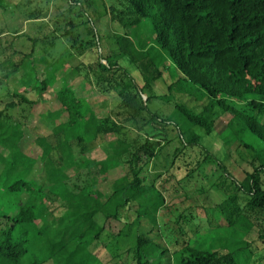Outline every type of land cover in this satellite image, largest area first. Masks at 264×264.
Wrapping results in <instances>:
<instances>
[{
  "label": "trees",
  "instance_id": "16d2710c",
  "mask_svg": "<svg viewBox=\"0 0 264 264\" xmlns=\"http://www.w3.org/2000/svg\"><path fill=\"white\" fill-rule=\"evenodd\" d=\"M55 1L63 8L49 34H16L28 49L8 41L0 26V264H92L101 258L97 244L107 262L123 256L131 264H161L168 248L150 234L165 205L156 180L171 168L184 170L179 178L169 173L182 193H221L212 207L175 210L174 264H264V0H121L109 8L123 28L113 35L114 51L104 48L83 0ZM22 14L44 16L38 8ZM59 37L69 47L56 60L45 58L38 76L36 43L53 45ZM71 49L88 59L85 76L74 83L65 75L52 95L56 105L34 112ZM82 66L79 60L72 69L80 73ZM88 71L97 93L118 97L111 114L99 116L76 91ZM163 74L169 93H147ZM156 98L171 112L152 109ZM223 115L228 120L216 131ZM34 116L50 132L34 136L33 156L23 142ZM97 147L104 157L91 155ZM133 205L135 216H123ZM111 223L115 231L106 227Z\"/></svg>",
  "mask_w": 264,
  "mask_h": 264
},
{
  "label": "rangeland",
  "instance_id": "374dc122",
  "mask_svg": "<svg viewBox=\"0 0 264 264\" xmlns=\"http://www.w3.org/2000/svg\"><path fill=\"white\" fill-rule=\"evenodd\" d=\"M85 2L86 8L88 11L91 12L93 17L95 19V26L97 30L99 31V34L101 35V43L103 44L104 48L110 49L112 51L115 50L116 45L113 40V35L115 32L123 31V28L119 25L117 21H114L111 19V15L109 12L110 5L115 6H121V0H91L93 4L87 5L86 0H83ZM57 2L55 0H0V26L6 25L7 29L9 30L10 34H5L4 36L7 38L8 41L13 40L16 43V46L18 48H24L28 49L30 47L29 42L26 41L25 36L16 37L19 35L20 30H23L25 34L33 37H40L43 33H50V29L53 28V17L55 14L60 11L62 7H57V4L54 3ZM103 3V6H102ZM94 5V7H93ZM38 8L42 9L44 12L43 17H39L35 20H25L23 18L22 11L27 9H33ZM96 8V11L94 13V10ZM22 10V11H21ZM103 10H105L104 14L97 17V13H101ZM75 14V13H74ZM86 15V14H84ZM121 27V28H120ZM75 31L78 30L74 28ZM125 30V29H124ZM75 34V32H74ZM16 37V38H14ZM6 42L4 43V45ZM69 41L66 38L59 37L55 40V43L53 45L48 43H40L39 41L36 43L35 46V56H37V71L38 76H42L44 71V62L46 59L48 60H56V58L64 52L65 46H68ZM69 47V46H68ZM45 49V50H44ZM72 50V49H71ZM47 52V53H46ZM73 56L67 57V62L64 65L62 70H59L57 72V84L53 87H49L48 90L43 95L46 99L45 102L38 101L37 104H35L32 109L34 112H39L44 109H47L49 107H54L56 103L52 101V95L54 94L55 89L62 84L64 81V76L68 78V82H74L77 83L80 81L83 76H85L84 71L86 69V65L88 64V59H84L83 56H79L76 50H72ZM46 58V59H45ZM79 60L81 61V72L78 73L77 71L73 70V65L79 64ZM126 65V64H125ZM129 69L131 70L132 74L135 76L137 75V71L133 68L132 65H129ZM87 70V69H86ZM89 77L88 81L83 84L81 87H77L76 91L82 95H85L86 98L90 101L91 106L95 110V112L99 116H104L107 114H111L116 104L118 103L119 99L116 97L115 94L110 92V94L101 95L97 93V88L95 86V82L93 81L92 74L88 71ZM167 75V72L165 73ZM165 74H163L156 82L155 84L148 89L146 92L149 94H168L169 90L167 89V83L170 80H166ZM21 72L18 73V76L20 77ZM168 76V75H167ZM139 80V79H138ZM139 82H141L139 80ZM176 99L179 101H182L186 103L189 106H196L198 104L197 101H195L191 96H188L186 94L173 92ZM31 97L34 96V94H30ZM47 100V101H46ZM114 107V108H113ZM150 107L152 109L159 108L161 111L165 114H168L171 112L173 107L166 101L156 98L153 99L150 103ZM31 109V108H30ZM37 117L34 116L28 121L26 127H25V133H24V142H23V148L27 151V153L31 155H36V153L39 151L37 145L34 142V136L37 134H45L50 132V127L48 126L47 122L43 119L41 121L44 125H41L37 123L36 121ZM228 120L227 115H223L220 118L216 120V131H220L224 126L225 123ZM206 139L204 138L203 142ZM234 148V146H233ZM172 147L168 146L165 150L164 159L165 162L169 163V153L171 152ZM91 155L94 158H102L104 157L102 151L99 149V147L95 148ZM163 159V160H164ZM227 162H229L233 172L239 176H243V171L241 168L237 165L236 162H234L233 157H230ZM167 163V164H168ZM172 169V170H171ZM170 171H172L176 178L181 177L184 174V170L181 168L179 170L171 168ZM213 167L206 165L205 171L211 172ZM119 170V169H118ZM118 170L114 174H118ZM170 171H165L163 175L159 176L156 180V186L161 190V192L164 195L165 198V205L162 206L157 215L158 219V227L153 230V232L150 234L152 238H154L159 244L162 245L163 248H168V252L164 254L162 257L161 264H174L172 255L170 253L169 246L171 245L172 241L174 240L175 234L171 230L172 226H174L173 220L175 218V210H182L183 208L187 207H194L197 205H201V202L204 203L205 206L214 205L216 202H218L221 199V193L220 192H193V193H182V191H179L174 187L176 178H173L172 175H169ZM211 174V173H210ZM113 175L110 174L109 179L104 180L102 186L106 187L109 183L110 178ZM135 205L131 206L130 208L125 209L122 212L123 216H127L128 218H132L135 216L134 213ZM202 211V210H201ZM199 211V212H201ZM213 216V215H212ZM147 224V223H146ZM145 227L143 230H146L150 225ZM111 231L116 230V226L114 223H111V225L107 224V226ZM107 228V229H108ZM259 244V243H258ZM101 244H97L95 247V251L101 258H98L100 260L99 262L103 264H131V262H128L129 260L124 258L123 256H118L117 258H114L111 260V262H107V258L109 255L106 252H101ZM92 264H99L97 260L92 259L90 260ZM106 262V263H105ZM42 264H54L52 260H47Z\"/></svg>",
  "mask_w": 264,
  "mask_h": 264
},
{
  "label": "water",
  "instance_id": "95a60500",
  "mask_svg": "<svg viewBox=\"0 0 264 264\" xmlns=\"http://www.w3.org/2000/svg\"><path fill=\"white\" fill-rule=\"evenodd\" d=\"M146 95H144V99H145Z\"/></svg>",
  "mask_w": 264,
  "mask_h": 264
}]
</instances>
